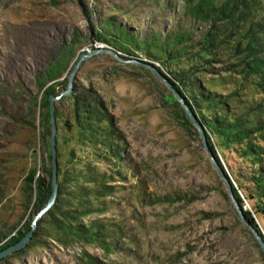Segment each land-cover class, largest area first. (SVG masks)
I'll return each mask as SVG.
<instances>
[{"label": "rangeland", "instance_id": "1", "mask_svg": "<svg viewBox=\"0 0 264 264\" xmlns=\"http://www.w3.org/2000/svg\"><path fill=\"white\" fill-rule=\"evenodd\" d=\"M193 1L0 0V252L34 227L0 264H264L253 234L264 242V131L247 141L254 164L215 147L220 167L170 84L182 68L190 73L184 63L214 32L216 47L190 69L191 86L232 96L230 117L264 124V90L255 89L254 68L244 74L243 53L252 47L264 57V0H214L216 10L235 4L234 21L218 12L201 23ZM95 48L116 55L83 60L61 96L79 57ZM47 69L55 77L42 81ZM51 96L57 196L32 226L52 190ZM40 179L48 196L39 194ZM231 197L258 231L240 220Z\"/></svg>", "mask_w": 264, "mask_h": 264}, {"label": "trees", "instance_id": "2", "mask_svg": "<svg viewBox=\"0 0 264 264\" xmlns=\"http://www.w3.org/2000/svg\"><path fill=\"white\" fill-rule=\"evenodd\" d=\"M193 2H190L193 4H190L189 11L191 15L193 16V18L197 19L199 23L204 22L210 18H211V21H214L216 17H218L219 15L225 19H229L231 22L234 21L233 16H234L235 11L237 10L235 4H225V5L220 6V8L216 10L215 7L213 6L214 0H194ZM255 2L256 0H254L253 3ZM253 8H258V7L255 4L253 5ZM218 12H219V15L217 16ZM213 15H215L216 17L213 18L212 17ZM204 37L205 38L203 39L201 47L199 48L198 52L196 51L194 54L195 57H193V55L192 56L190 55L191 58L189 57L190 59L188 60V62L191 61V63H188V62L184 63V65L185 66L188 65V68L190 69L195 64L199 65L200 60L209 56V54H211L210 52H212V49L216 47L215 46L216 40H214L215 39L214 32L206 33ZM249 44L251 46H254V40H252V42H250ZM243 51H244L243 53L247 54L246 57L248 59V61L245 60L244 66L246 68L244 71L246 73L244 74L246 75V77H250L254 75L255 73L258 74L259 76L258 75L257 76L260 77V81L255 83V86H256L255 89L257 90V92L260 90H264V57L261 56V60H260V58H258V51L254 50L252 47H247ZM178 56H182V55H178ZM172 61H179V60H176V58H172ZM164 67L171 68L169 66H164ZM252 68H254L255 73L250 71V69ZM190 69H189L190 73H188L187 71H184V68H182V71L179 73H176V72L173 73L175 82L174 84L173 83H170V84L174 88L175 92L182 97L190 113L195 118L200 128H202L204 135L206 137L208 150L211 152V154H213L219 166H220V163L218 162V159L216 158V155L214 153L215 147L220 148L222 151L224 150L226 151V149H228L229 151L235 152V153L242 152L244 153L245 158L248 159L247 163L249 162V164H254L255 161L257 160H254L255 155L251 148L252 146L248 145L247 141L250 139L249 137L252 134L255 133L256 135H258V133H260L261 131H264V124L259 123L255 126L253 122L247 123L246 119L244 120V117H242L243 115L241 117H233V118L230 117V115L227 113V111H229L228 110L229 108L227 107V98L229 97L232 98V96H229L227 98L225 96H224L225 98L220 96L219 98L217 97L216 99L212 97L211 94L204 95V94H201L200 92L198 93L197 87L195 88L191 86V84L196 83V81L191 75L192 70ZM54 73L55 72H48V69H47L46 73H43V74L41 73L42 81L46 78V76H48V78L55 77V76H52ZM177 82L181 84L180 87L178 86ZM46 94L49 96L50 94H53V92L46 93ZM249 103L250 102H247V104ZM258 105L259 104H257L256 108L252 109V111L257 110ZM252 127L255 129H253ZM208 136H212L211 138L212 141H210ZM238 149H240V151ZM263 154L264 153H261L262 159H263ZM237 155L241 156L242 154L238 153ZM47 173L49 174L50 172L47 171ZM233 176H234V179L239 189L243 191L244 198L247 200L254 201L256 195L252 194L248 190L247 186L246 187L244 186L245 182L242 180L241 174L239 172H234ZM37 186L39 188L40 195L42 194V191L44 192V189L46 190V196L49 195V189H50L49 184L45 185L43 183V180L40 179L37 182ZM231 190L234 194L235 200L238 202L239 206L242 207L243 199L236 194L232 186H231ZM261 202L263 201L260 200L259 203L255 204L257 210L262 209L261 206H259L261 205ZM243 217L245 221H247L257 230V226L250 212L248 211L243 212ZM15 241H16L15 239H12L11 243Z\"/></svg>", "mask_w": 264, "mask_h": 264}, {"label": "water", "instance_id": "3", "mask_svg": "<svg viewBox=\"0 0 264 264\" xmlns=\"http://www.w3.org/2000/svg\"><path fill=\"white\" fill-rule=\"evenodd\" d=\"M110 53L111 55L115 56L116 54L114 52H112L111 50H107V49H101V48H95L93 51L87 52L85 54H82L77 63L75 64L69 79H68V85H67V89L65 91L62 92L61 96H65V95H69L71 92V86H72V78L75 75L77 69L79 68V66L82 64L83 60H85L88 57H91L92 55H96V54H101V53ZM129 61V60H126ZM132 61V60H130ZM133 62V61H132ZM155 74L156 72L153 71ZM159 79L172 91L171 87L169 84H167L160 76H158ZM174 97L176 98V100L179 102V104L181 105V107L184 110L185 116L186 118L191 122V124H193V126L198 130L200 139L202 141L203 147L205 148V150L208 152L209 156L211 157V153L208 151L205 139L203 137L202 131L199 128V126L197 125V123L195 122V119L193 118V116L191 115L187 105L184 103L183 99H181L176 92L172 91ZM56 100L55 97L51 96L49 98V109H50V116H51V124H52V138H51V145H52V174H51V194L48 200L47 205L35 216V218L32 221V226L35 225V222L37 221V219L54 203V200L57 196V184H56V171H57V165H56V151L54 148V134H55V127H54V116H53V112H54V101ZM212 163L214 164V167L216 168L219 176L221 177V179L223 180L229 195L231 196V189L230 186L226 180L225 177H223L217 163L211 158ZM231 200L234 204V207L236 209V212L240 218V220L251 230L250 225L245 221L244 217L242 216L240 209L238 207L237 202L231 197ZM34 232V227H32L22 238L20 241H18L15 245L10 246L9 248L3 250L0 252V258L6 256L8 253L14 252V251H18L22 248L25 247V245L31 240V237L33 235ZM263 254H264V242L261 239V237L257 234V233H253Z\"/></svg>", "mask_w": 264, "mask_h": 264}]
</instances>
